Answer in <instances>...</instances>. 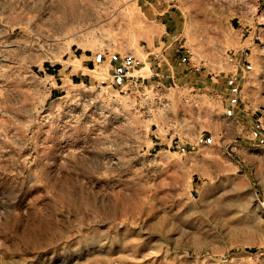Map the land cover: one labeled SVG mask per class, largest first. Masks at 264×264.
<instances>
[{
	"label": "rangeland",
	"instance_id": "374dc122",
	"mask_svg": "<svg viewBox=\"0 0 264 264\" xmlns=\"http://www.w3.org/2000/svg\"><path fill=\"white\" fill-rule=\"evenodd\" d=\"M251 33L255 131L206 89ZM0 264H264V0H0Z\"/></svg>",
	"mask_w": 264,
	"mask_h": 264
},
{
	"label": "crops",
	"instance_id": "0c3cea01",
	"mask_svg": "<svg viewBox=\"0 0 264 264\" xmlns=\"http://www.w3.org/2000/svg\"><path fill=\"white\" fill-rule=\"evenodd\" d=\"M166 39L172 41L171 48H164L159 53V57L162 58L161 64L166 71L163 74L164 79L166 78L167 81L172 83H183V87L190 90L195 88L200 90L202 87L201 83L206 84L212 80L207 74L196 72L199 71V68H195L191 63L183 59L185 53L180 49H176L177 44H175L176 41H179L180 36L171 35ZM257 47L258 44L252 37V33L249 34L241 41L240 47L231 57L233 62H227L229 64L228 73L225 78L220 79L223 81L222 84L218 86L219 84L216 83L219 80L213 79L214 84L210 82V86L206 84V87L205 85L206 89L209 88L208 93H214V89L217 90L218 87L222 89L227 97L226 105L228 108L226 112L231 113L234 120L245 121L250 126H253L251 122H256L257 124V121H259L256 118L259 117L262 106V102L257 96L258 87H255V81L253 80L256 76L254 64L258 62L259 58ZM87 59H82L79 71L72 74L81 84L87 80L88 71H91V67L96 64L92 58L87 57ZM251 77L252 79L250 80ZM251 128L254 131L256 130L254 126Z\"/></svg>",
	"mask_w": 264,
	"mask_h": 264
},
{
	"label": "built area",
	"instance_id": "2783aa9c",
	"mask_svg": "<svg viewBox=\"0 0 264 264\" xmlns=\"http://www.w3.org/2000/svg\"><path fill=\"white\" fill-rule=\"evenodd\" d=\"M229 62H233V59L230 57Z\"/></svg>",
	"mask_w": 264,
	"mask_h": 264
}]
</instances>
